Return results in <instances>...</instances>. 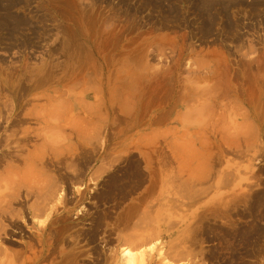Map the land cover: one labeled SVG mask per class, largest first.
Returning <instances> with one entry per match:
<instances>
[{
	"label": "rangeland",
	"instance_id": "obj_1",
	"mask_svg": "<svg viewBox=\"0 0 264 264\" xmlns=\"http://www.w3.org/2000/svg\"><path fill=\"white\" fill-rule=\"evenodd\" d=\"M0 91L54 128L0 264H264V0H0Z\"/></svg>",
	"mask_w": 264,
	"mask_h": 264
},
{
	"label": "bare ground",
	"instance_id": "obj_2",
	"mask_svg": "<svg viewBox=\"0 0 264 264\" xmlns=\"http://www.w3.org/2000/svg\"><path fill=\"white\" fill-rule=\"evenodd\" d=\"M5 108H7V103L0 102V189L4 188V192H0V218H4L5 221H8L7 223L10 229H22L21 221H19L18 218L17 219L14 218L15 217L14 211L13 213L11 212V204L18 202V204H20L22 208L25 210L24 211L25 213L34 215L35 211H32L33 208L31 207L33 205L27 207L26 202H27V198L30 195L38 194V190L40 189L39 183L37 182L38 181L37 174L39 172L37 166L38 163H42V158L38 152V147L36 145H32V150L27 151L26 156H22V152L25 149V147L29 145L30 140H32L31 139L32 135H34V132L30 131L28 128L23 129L21 127L23 124L26 123L27 119L32 118L36 120L38 123H42L43 129L47 130V132H49L51 136L53 131L52 129L54 128L49 120L51 118L46 115L39 116V113L34 107L32 109L26 110L21 114L22 110L24 109L22 103L16 105L14 102H12L11 106L9 105L10 110L8 114L6 115L3 114L5 116L3 115L1 116L2 112L8 110ZM44 143L46 145L45 150L48 151L44 170L46 172L47 171L51 172V166H52V160L50 159V155L52 156V153L50 152L51 146L49 145L50 144L49 142H48L49 144L46 141ZM20 159L23 162V166L21 168L13 164L16 161H19ZM46 178H47L46 180L48 186L49 188H51L52 187L51 175L47 174ZM21 189L25 190V194L20 197L18 193H20ZM46 207L47 209H50L49 202L46 204ZM1 229H7V228H4L0 223V230ZM7 233L16 234L13 231H8ZM126 239L127 238H125V240ZM141 240H143L142 237ZM135 245L137 246L138 244ZM185 252L183 254H185ZM123 257L126 259V264H140L141 262H143L142 254H140V252L136 254L129 249L123 250Z\"/></svg>",
	"mask_w": 264,
	"mask_h": 264
},
{
	"label": "crops",
	"instance_id": "obj_3",
	"mask_svg": "<svg viewBox=\"0 0 264 264\" xmlns=\"http://www.w3.org/2000/svg\"><path fill=\"white\" fill-rule=\"evenodd\" d=\"M123 145H120V147L125 150V151H129L131 150V148L129 147L130 145L128 143H122ZM101 169L100 167H97L96 171ZM133 201V200H132Z\"/></svg>",
	"mask_w": 264,
	"mask_h": 264
}]
</instances>
